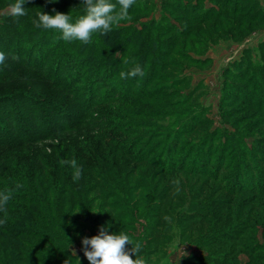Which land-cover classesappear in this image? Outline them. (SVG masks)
I'll list each match as a JSON object with an SVG mask.
<instances>
[{
	"label": "rangeland",
	"instance_id": "rangeland-1",
	"mask_svg": "<svg viewBox=\"0 0 264 264\" xmlns=\"http://www.w3.org/2000/svg\"><path fill=\"white\" fill-rule=\"evenodd\" d=\"M5 2L0 24L9 15L11 3ZM33 4L49 15L69 14L71 23L86 14L82 0ZM226 6L227 16L214 15L202 25L192 21L203 13L198 9ZM235 7L238 16L232 14ZM44 33L42 41L31 35H14L10 43L0 38V52L9 57L21 52L23 61L0 64V99L8 97L0 100V143L13 136L4 113L22 131L19 138L38 140L46 120L52 129L60 128L64 118L91 112L92 129L120 148L113 151L111 168L119 167L120 158L147 162L133 175L142 202L133 212L130 206L102 215V227L139 242L147 264H177L178 247L188 254L178 264H264V0H136L129 18L109 34L94 33L88 44L63 40L71 44L68 51L60 50L58 30ZM136 64L143 77L120 78ZM30 110L37 113L30 117ZM84 139L75 144L83 145ZM50 144L0 145V159H19L25 174V165ZM2 163L1 175L17 169ZM12 181L0 180V192L11 190L15 197L18 182ZM107 191L100 185L93 196ZM18 203L11 198L6 207ZM8 212L0 215L7 221L0 224V264H31L41 241L4 235V225L21 224ZM79 228L69 250L78 256L76 264H90L82 239L99 235L100 229L83 222Z\"/></svg>",
	"mask_w": 264,
	"mask_h": 264
},
{
	"label": "trees",
	"instance_id": "trees-1",
	"mask_svg": "<svg viewBox=\"0 0 264 264\" xmlns=\"http://www.w3.org/2000/svg\"><path fill=\"white\" fill-rule=\"evenodd\" d=\"M7 1L11 4L15 2V0ZM36 1L45 2L47 0H27L23 6L26 15L18 18L8 15L2 19L0 38L6 37L10 43L14 39V35H31L33 41H42L47 36L44 32L49 33L54 31L52 29L36 28L33 24V20L37 19L36 13L39 12L37 4H33ZM193 1L198 2L200 0H185V2ZM0 3L4 4L6 2L5 0H0ZM199 10L203 13L193 15L192 21L202 25L210 23L211 17L214 15L219 16V18L227 16L228 6L218 11L214 7L209 10L207 9L208 11L205 9ZM232 14L238 16L240 12L235 7ZM174 29L177 30V27ZM72 45V48L75 49L79 46V43ZM69 49H71V44L67 47L62 39L60 50L68 51ZM20 53L14 52L19 58L16 60L17 64H23ZM35 57L37 58V55ZM11 59L9 55H6V62ZM4 98L0 100L5 101L8 99L7 96ZM35 113H37L36 110H30V117L34 116ZM4 114L5 117L8 114L6 120L14 137L12 136L2 144L0 143L1 146L21 149L22 146H30L35 144L36 141L41 140L49 141L51 147L42 146L43 149L37 153L35 158L33 157L30 165H25L27 166L24 170L25 174H22V162L19 159L15 157L13 159L12 157L9 159L2 157L0 159L3 162V166L10 165L11 163L17 168L16 170L21 171L18 173L16 170H10L12 174L9 176L1 175L0 173V180L8 184L12 180H15L18 184L22 185L20 188L15 187L17 191L15 193L16 196L11 197L20 203H18L17 207L12 206L10 209L7 208L9 211L7 217L11 218L13 216L15 218L19 216V218L17 217L18 219L16 218V222L21 219V222L19 221L21 224L19 226H16L17 224L15 226L4 225L5 230L1 229V231L3 233L7 232L4 233L7 236L13 234L20 238L34 237L41 241L39 244L37 243L39 247H37L36 254L32 253L33 257L37 260L31 257L32 262L34 261L33 263L30 262L31 264H57L60 260H63L65 264H76L75 260L78 256H72L69 246L71 245V240H74L79 234L81 222L97 232L103 225L104 219H102V215L105 214L109 217L115 211L121 212L124 207L128 209L130 206H132L131 211L133 212L135 210L134 206L142 202L141 200L144 197L137 194L138 184L133 175L136 174L140 168L139 166L146 165V159L144 157L120 158L119 167L117 169L111 168L114 165V157L117 156L113 151H118L120 148L112 144L101 132L93 130L91 122H94L96 117L91 112L80 116L76 114L70 118H64L66 124L60 128L53 127L52 129L50 123L46 120L42 127L39 128L38 126L42 134L38 135L40 136L38 140H36L37 138H19L18 134L22 133V131L18 130L17 125L11 123L12 116L9 113ZM81 136H85L83 145L75 144L77 138ZM33 154L34 152L32 156H35ZM62 159L68 161L76 159L77 164L82 167V177L79 181L73 180L74 170L69 165L62 166L60 164V160ZM109 162L111 163L108 164ZM23 164H25L24 161ZM1 167L2 165H0V169L2 170ZM189 171L192 173L193 169L191 170L190 168ZM93 180L97 182L92 184ZM100 185L108 189V191L104 195L94 197L93 192L97 191ZM99 198L102 202L100 206H97L96 203ZM153 199H150V201ZM2 212L0 211V215H2ZM22 218L24 219L23 221ZM0 220L6 219L1 216ZM118 225L120 224L118 223ZM105 230L107 234H118L120 232H117L112 227H107ZM222 235L224 236V234L220 236ZM153 236L152 234L149 235L150 242H154V240L152 241ZM23 243L27 244L29 242L23 240ZM130 245L125 246L126 250H128ZM44 246H48V248ZM49 248L52 250L51 255L47 254V249ZM226 264H228V261Z\"/></svg>",
	"mask_w": 264,
	"mask_h": 264
},
{
	"label": "clouds",
	"instance_id": "clouds-1",
	"mask_svg": "<svg viewBox=\"0 0 264 264\" xmlns=\"http://www.w3.org/2000/svg\"><path fill=\"white\" fill-rule=\"evenodd\" d=\"M54 2V0H50ZM136 0H116L112 3L111 0H82L85 6V15L79 17L75 23H71L72 17L69 14L56 12L55 15H49L42 11L37 12V19L33 20L36 28H43L45 30H58L62 35L61 39L65 42L78 40L83 44H88L94 33H101L102 35L109 34L113 26L120 21L129 18V9L135 4ZM25 0H15V3L10 4L7 11L12 17H22L26 15L25 8L23 7ZM13 60L19 59L17 56L11 57ZM6 56L0 52V64H4ZM127 62V61H126ZM144 70L136 64L128 72H121L120 78H136L143 77ZM60 164L69 165L73 171V180L79 181L82 177V167L77 164L76 159L60 160ZM179 180H174V185H179ZM22 185L17 184L16 188ZM179 187L176 191L179 192ZM12 197L11 190L0 192V211L7 212V203ZM78 213V212H76ZM165 219H168L167 217ZM6 220H0V224L5 223ZM131 244L130 250H126L125 246ZM84 256L90 264H147L146 259L139 255L142 245L139 242L133 243L128 234L120 231L118 234H107L104 227H101L99 235L91 238L82 239ZM179 253L177 264L180 258L188 254L178 247L174 253ZM133 255L135 259H133ZM169 264H171L169 260Z\"/></svg>",
	"mask_w": 264,
	"mask_h": 264
}]
</instances>
